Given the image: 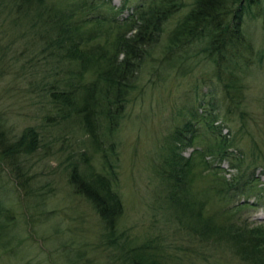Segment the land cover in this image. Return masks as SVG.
<instances>
[{
	"label": "trees",
	"instance_id": "16d2710c",
	"mask_svg": "<svg viewBox=\"0 0 264 264\" xmlns=\"http://www.w3.org/2000/svg\"><path fill=\"white\" fill-rule=\"evenodd\" d=\"M110 3L0 0V16L8 15L10 26L22 25V36L32 41L35 53L26 56V63L40 59L43 64L38 60L35 65L46 67L39 85L52 112L45 120L55 118L60 125L73 121L88 137L80 159L71 162L69 182L92 202L107 236L116 231L123 208L110 160L114 145L105 147L103 131L112 135L117 130L149 49L160 43L164 25L186 5L184 0H138L130 7L124 0L116 12L130 7L131 13L118 21L101 9ZM189 5L167 32L163 71L168 74L176 68L178 76H186L193 72L192 64L209 63L222 97L219 100L213 89L196 93L197 105L164 144L168 156L161 166L170 192L167 198L189 234L232 248L248 264H264V222L252 225L235 218L240 207L264 206V188L255 192L257 200L250 199L261 175L257 170L264 173V154L236 146L228 124L237 120L241 133L250 120L246 77L254 65L264 64V46L256 41L257 28L264 31V0H192ZM2 132L0 162L35 150V129L22 131L10 144L2 142ZM255 143L254 139L257 147ZM189 147L190 155L183 156ZM223 162L236 169L234 177L219 178ZM198 164L201 170H194ZM209 170L214 176L207 187L220 204L215 209L193 191L195 178ZM2 229L0 224V236ZM135 250L127 252L129 264H168L160 253Z\"/></svg>",
	"mask_w": 264,
	"mask_h": 264
},
{
	"label": "rangeland",
	"instance_id": "374dc122",
	"mask_svg": "<svg viewBox=\"0 0 264 264\" xmlns=\"http://www.w3.org/2000/svg\"><path fill=\"white\" fill-rule=\"evenodd\" d=\"M123 1L111 0V7L101 9L121 21L138 0H125L130 7L117 13ZM191 1L184 0L186 5L164 25L160 43L149 49L117 130L102 134L105 147L114 145L110 160L123 208L113 236H107L92 202L69 182L71 162L80 159L87 135L73 121L60 125L55 118L45 120L52 112L41 90L46 67L35 65L38 60V65L43 64L40 59L26 63V56L35 53L32 41L22 36V25L10 26L8 15L0 16L1 140L10 144L28 128L37 132L35 150L0 162V264H129L127 252L133 248L160 253L168 264H248L232 248L201 241L187 232L175 217L178 213L167 198L170 192L162 176L161 163L168 156L164 144L197 105L195 94L213 89L219 100L222 97L209 63L192 64L193 72L186 76H178L176 68L168 74L163 71L167 32L189 10ZM256 33L258 45L264 46V31L258 27ZM246 86L250 120L241 133L237 120H229V138L248 152L258 154L261 149L264 154V64L254 65ZM191 150L181 154L189 156ZM206 159L213 162L211 157ZM221 166L219 178L235 176L236 169L226 162ZM194 168L201 170L199 164ZM257 171L261 175L251 200H257L255 192L264 188V173L261 168ZM213 176L209 170L195 178L193 191L215 209L220 204L207 187L212 186ZM238 210L235 218L238 215L245 223L264 222L262 205Z\"/></svg>",
	"mask_w": 264,
	"mask_h": 264
}]
</instances>
